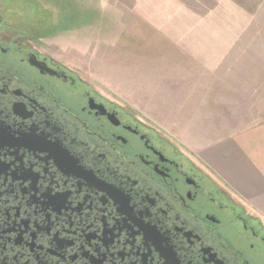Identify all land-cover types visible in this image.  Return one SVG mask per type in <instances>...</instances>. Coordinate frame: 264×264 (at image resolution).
I'll return each mask as SVG.
<instances>
[{
    "label": "flooded vegetation",
    "instance_id": "obj_1",
    "mask_svg": "<svg viewBox=\"0 0 264 264\" xmlns=\"http://www.w3.org/2000/svg\"><path fill=\"white\" fill-rule=\"evenodd\" d=\"M2 7L0 264H264L259 214Z\"/></svg>",
    "mask_w": 264,
    "mask_h": 264
},
{
    "label": "rangeland",
    "instance_id": "obj_2",
    "mask_svg": "<svg viewBox=\"0 0 264 264\" xmlns=\"http://www.w3.org/2000/svg\"><path fill=\"white\" fill-rule=\"evenodd\" d=\"M65 1L21 0L44 10L37 20L29 5H0L196 162L189 146L264 121V0Z\"/></svg>",
    "mask_w": 264,
    "mask_h": 264
},
{
    "label": "crops",
    "instance_id": "obj_3",
    "mask_svg": "<svg viewBox=\"0 0 264 264\" xmlns=\"http://www.w3.org/2000/svg\"><path fill=\"white\" fill-rule=\"evenodd\" d=\"M189 147L223 185L264 215V121Z\"/></svg>",
    "mask_w": 264,
    "mask_h": 264
}]
</instances>
